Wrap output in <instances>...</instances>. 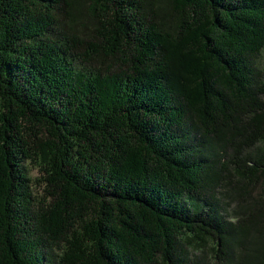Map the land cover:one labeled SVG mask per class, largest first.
Segmentation results:
<instances>
[{
  "label": "trees",
  "instance_id": "1",
  "mask_svg": "<svg viewBox=\"0 0 264 264\" xmlns=\"http://www.w3.org/2000/svg\"><path fill=\"white\" fill-rule=\"evenodd\" d=\"M0 264H264V0H0Z\"/></svg>",
  "mask_w": 264,
  "mask_h": 264
}]
</instances>
